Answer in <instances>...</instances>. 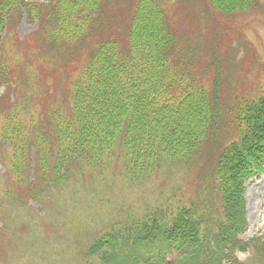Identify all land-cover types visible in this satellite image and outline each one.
<instances>
[{
    "label": "trees",
    "instance_id": "16d2710c",
    "mask_svg": "<svg viewBox=\"0 0 264 264\" xmlns=\"http://www.w3.org/2000/svg\"><path fill=\"white\" fill-rule=\"evenodd\" d=\"M258 3L0 0L2 54L23 18L43 27L35 37L43 58L58 48L43 66V80L25 61L19 83L16 69L0 57V264L19 243L26 255L37 223L42 239L63 229L45 216L66 209L56 191L74 168L104 172L118 157L132 181L165 163L197 167L200 191L195 200L173 191L161 206L113 222L90 243L95 260L87 264H264V232L244 238L250 228L245 183L264 173V89L235 93L227 106L220 74L205 83L207 69L190 59L181 27H194L200 16L206 26L216 13ZM33 211L44 214L23 220Z\"/></svg>",
    "mask_w": 264,
    "mask_h": 264
},
{
    "label": "rangeland",
    "instance_id": "374dc122",
    "mask_svg": "<svg viewBox=\"0 0 264 264\" xmlns=\"http://www.w3.org/2000/svg\"><path fill=\"white\" fill-rule=\"evenodd\" d=\"M189 4L205 11L201 5ZM181 11L184 13L185 10ZM201 21L200 16L194 27L190 28L184 23L181 27L185 33L184 44L187 42L186 38H190L192 51L187 52L190 59L207 69L203 76L205 83L211 86L213 79L220 74L222 95L227 106L232 102L235 93L241 96L246 93L252 95L263 90L264 0H259L256 7L245 11L225 15L216 13L213 15V22L206 26L202 25ZM13 29V36L8 40L3 56L16 69L14 74L18 82L20 83V77L23 76L21 67H24L25 61L38 69L37 77L40 76L43 80V66L47 65V59L53 56L51 54L57 52L58 48H53L51 54L47 50V56L43 58V55L35 50V37L44 30L42 26L23 19ZM39 37L43 39L44 36ZM25 47L28 48L26 53L21 51ZM194 47L197 49H193ZM214 55L217 63L213 62ZM57 59L58 62H63L65 57L58 56ZM214 64H220L221 67L217 68ZM61 85L60 83L58 90ZM24 89L27 90L26 86ZM110 167L104 172L92 171L82 164L74 168V177H70L68 183L56 191L66 199V209H49L51 213L45 216L48 224L56 223L60 229L63 227L60 230L62 236L50 230L46 237L40 238L44 229L41 223H37L34 236L30 238L31 235H28L29 240L34 239V242L32 246L25 248L26 255L21 257L22 245L19 243L15 249L16 254L5 264H87L88 261L95 260L88 252L90 243L108 230L111 223L119 221V217L126 219L130 215L140 216L151 208L159 207L174 194L173 191L183 192L193 200L200 191L197 167L165 163L160 170L143 181H132L125 177L120 157L115 159ZM4 170L0 163V172ZM246 187L250 230L244 238L264 232V173L249 179ZM35 213L36 211H33L23 220H38L44 214L34 216ZM65 220L66 227L70 230L64 227ZM31 253L34 258L37 253L51 256L45 261L26 259Z\"/></svg>",
    "mask_w": 264,
    "mask_h": 264
}]
</instances>
